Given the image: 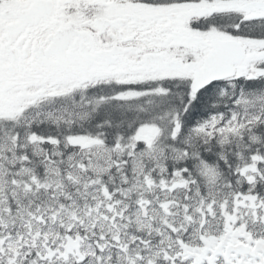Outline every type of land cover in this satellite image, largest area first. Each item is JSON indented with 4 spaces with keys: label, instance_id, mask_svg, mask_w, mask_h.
<instances>
[{
    "label": "snow or ice",
    "instance_id": "obj_1",
    "mask_svg": "<svg viewBox=\"0 0 264 264\" xmlns=\"http://www.w3.org/2000/svg\"><path fill=\"white\" fill-rule=\"evenodd\" d=\"M0 264H264V0H0Z\"/></svg>",
    "mask_w": 264,
    "mask_h": 264
}]
</instances>
